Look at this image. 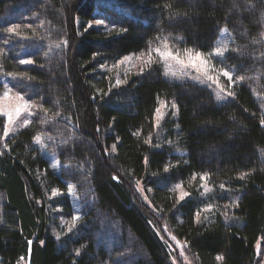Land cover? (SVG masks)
<instances>
[{
	"label": "trees",
	"instance_id": "16d2710c",
	"mask_svg": "<svg viewBox=\"0 0 264 264\" xmlns=\"http://www.w3.org/2000/svg\"><path fill=\"white\" fill-rule=\"evenodd\" d=\"M222 28L226 99L147 62ZM1 63L38 108L7 137L0 114V264H173V236L193 264H258L264 0H0Z\"/></svg>",
	"mask_w": 264,
	"mask_h": 264
},
{
	"label": "rangeland",
	"instance_id": "374dc122",
	"mask_svg": "<svg viewBox=\"0 0 264 264\" xmlns=\"http://www.w3.org/2000/svg\"><path fill=\"white\" fill-rule=\"evenodd\" d=\"M105 27L109 28L108 25H105ZM232 39L233 38H232L231 34L228 32V30L226 28H222L221 31L219 32V35H218L216 41H215L214 48L210 52L204 53V52H201V51L193 49V48H187V49L193 50V52H201L204 54L205 57L208 58L209 64L214 65V67L216 69V72L212 73V75L215 76L221 70H227V71L232 73L233 82H229L227 80V78L223 77L222 75L219 77V83L221 86L224 87L225 91L220 92V89L217 87V85L215 83H211L210 81H208L202 73H199L198 71H196L190 67L189 68H183L179 64H177L175 61H169L168 63L171 65L172 71L175 72L176 75L173 76L170 73L167 75L169 77H172V78L178 79V80H187L189 82H194V83L200 82V83H204V84H209L215 88L216 93L220 92V98L222 97L223 93L225 94L224 98L225 99L228 98L229 95H227V92L232 90V87L237 82V78L234 75L233 70L228 66V64H226L224 61L221 62L223 59L222 56L210 55V53H213L215 48L221 47L222 45H226L228 48ZM177 49H172V50H173V52H175ZM184 50L185 49L180 50V53H181V58L186 60V58L183 57ZM135 60L136 59L134 58L133 61H135ZM129 61L130 60L127 59V63ZM3 64H5V63L0 64V86H1V88H0V109H3V111H0V114L4 117V126L8 123L7 122V116L4 115V112L12 111L14 113L15 109L17 107L22 108L20 116L16 118L15 123L8 125V127L10 128L9 134H11L12 132L16 131L18 128L25 126V124H24L25 120L30 122L32 114L38 108V104L34 99L28 97L27 95H25L23 92H21L20 90H18L15 87L12 80L15 76L19 75V73L14 72V71L13 72L3 71V68H4ZM130 65H132V63H130ZM163 65H164L165 74H166L168 65H166L164 62H163ZM195 81H197V82H195ZM5 93L8 94L7 98H5V95H4ZM17 97H23V100H19V99H17ZM25 102H27V104H28L27 108L23 107ZM158 108L160 109V113H162L163 106L159 105ZM155 116L157 117L156 111H155ZM4 126H3V130H4ZM2 136H3V131H2ZM157 231L162 238H165L166 235L170 234L167 231H164L163 234H161V232L159 230H157ZM171 241L176 246V248L174 250L175 252H173L172 248L167 244L169 247L168 250H169V254H170V260L172 261V263L173 264H193L191 259L190 258L188 259V257L184 253H183V255H181L182 248H181L180 244H178L177 241L173 240L172 238H171ZM260 241L263 244L261 246L260 245L258 246V254L260 253V249H261V254H260V259H259L258 264H264V237ZM18 264H28L27 259L21 258Z\"/></svg>",
	"mask_w": 264,
	"mask_h": 264
},
{
	"label": "snow or ice",
	"instance_id": "6c2138e0",
	"mask_svg": "<svg viewBox=\"0 0 264 264\" xmlns=\"http://www.w3.org/2000/svg\"><path fill=\"white\" fill-rule=\"evenodd\" d=\"M95 23L97 25H100V24H103V21L102 20H96ZM89 27H91V24H89ZM15 29H9V31H14ZM157 40H160L163 44V47H164V51L161 50V48H156L154 50L150 49L149 50V53H148V61L147 62H151L152 59H153V52L155 53L156 57L159 58L160 61L164 62L166 65H168V68H167V72H166V75L167 74H171L173 76L176 75L175 72L172 71V68H171V65L168 63L169 61H175L177 64H179L181 67L183 68H192L196 71H198L199 73H202L206 79L208 81H210L211 83H215L217 85V87L220 89V92H223L225 91L224 87L220 85L219 83V77L222 75L223 77H226L227 80L229 82H233V76H232V73L227 71V70H221L219 73H217L215 76L212 75V73L216 72V69L214 67V65H211L209 64V60L207 57L204 56L203 53L201 52H193V50L191 49H185L184 52H183V57L186 58L185 59H182L181 58V53H180V50L177 49L175 52H173V50L171 49V47L169 46L168 44V40L167 38H161V37H157ZM59 45H57L58 47ZM227 51V46L226 45H222L221 47H217L215 48L214 52L213 53H210V55H217V56H223L224 55V52ZM143 53H141V57H143ZM140 58V57H138ZM125 59H129V58H125ZM238 80H244L245 77L244 76H240V77H237ZM120 81L117 80V84H119ZM220 92H217V98L219 99L220 98ZM5 98L8 97V94L5 93ZM227 95L229 96H232L233 93L231 91H228L227 92ZM17 99L19 100H23V97H17ZM24 108H27L28 107V104L27 102L24 103L23 105ZM172 107L174 108L175 105L173 104ZM0 111H3V109H0ZM22 111V108L20 107H17L15 109V112L13 113L12 111H6L4 112V115L7 116V124L4 126V130H3V137H7L10 133V128L8 127V125L10 124H13L15 123V120L17 117L20 116V113ZM156 115L158 118H162L161 116V113H160V109L157 108L156 109ZM29 123V121L25 120L24 121V124L27 125ZM261 123L264 124V119L261 120ZM158 126V124H157ZM3 137H0V138H3ZM35 140H36V143H40L41 142V137L40 136H36L35 137ZM5 147H7V145L5 144ZM116 149V145L114 144L112 146V150L115 151ZM114 179H118L117 177H113ZM196 177L194 176L193 179H195ZM241 179H244V175H242L240 177ZM199 179L201 181H207L208 180V177L206 174H202L200 175ZM177 188H180L182 187V185H177L176 186ZM202 187H204V190L205 192L209 191V189L206 187V185H203L202 184ZM221 188L224 187L223 184L220 185ZM68 191L71 192L72 191V186L69 185L68 186ZM57 194V190L53 189V195H56ZM187 193H181V199L186 196ZM212 205H208L207 209L205 210H211L212 209ZM197 217H199V213H197ZM79 217H73V220H78ZM173 240H175L176 238L173 236L172 237ZM31 243V242H29ZM177 243L179 244V241H177ZM181 255H183V250H181ZM216 259L218 261H222L224 258L223 256H217Z\"/></svg>",
	"mask_w": 264,
	"mask_h": 264
}]
</instances>
